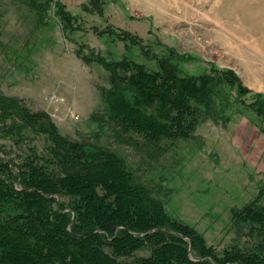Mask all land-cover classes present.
<instances>
[{
  "label": "trees",
  "instance_id": "obj_1",
  "mask_svg": "<svg viewBox=\"0 0 264 264\" xmlns=\"http://www.w3.org/2000/svg\"><path fill=\"white\" fill-rule=\"evenodd\" d=\"M10 1L33 10L40 29L49 26L55 9L62 32L84 30L60 0ZM99 1L91 6L102 17L106 2L99 8ZM108 32L106 53L84 56L78 48L77 55L108 74L90 121L97 140L110 131V143L70 139L40 121L41 113L0 94V139L18 147L13 154L0 147V264H264V185L251 202L232 210L235 239L220 251L171 216L160 187L114 148L133 145L153 159L169 142L195 139L203 123L225 126L233 108L262 120L256 101L264 107V98L245 104L244 95L253 93L232 70L187 75L175 48L163 45L157 54L136 34L115 38ZM114 39L124 45L121 54ZM143 56L159 68L149 69L138 60ZM32 134L45 135L44 150L27 147Z\"/></svg>",
  "mask_w": 264,
  "mask_h": 264
},
{
  "label": "rangeland",
  "instance_id": "obj_2",
  "mask_svg": "<svg viewBox=\"0 0 264 264\" xmlns=\"http://www.w3.org/2000/svg\"><path fill=\"white\" fill-rule=\"evenodd\" d=\"M103 2L100 17L91 0H60L84 26L83 32L70 34L60 30L54 8L49 26L40 29L33 10L0 1V94L41 113L40 121L56 125L70 139L110 143V131L97 140L98 128L90 121L101 105L108 74L102 66L84 62L77 49L84 56L104 54L109 43L105 31L115 38L128 31L157 54L163 45L178 50L184 74L232 70L253 93L244 95L245 104L264 98V0H100L99 8ZM114 40L121 54L124 45ZM146 57L138 60L157 70L159 65ZM256 104L262 120L233 108L225 126L203 123L195 139L169 142L153 152V159L133 145L114 146L130 167L147 174L143 179L160 187L171 216L203 233L220 251L235 239L232 210L251 202L264 185V107ZM253 130L260 135L253 137ZM38 136L32 134L27 147L44 150L45 135ZM0 147L7 154L18 148L1 139Z\"/></svg>",
  "mask_w": 264,
  "mask_h": 264
},
{
  "label": "crops",
  "instance_id": "obj_3",
  "mask_svg": "<svg viewBox=\"0 0 264 264\" xmlns=\"http://www.w3.org/2000/svg\"><path fill=\"white\" fill-rule=\"evenodd\" d=\"M245 122H247V121H245ZM242 127H243V126H242ZM247 127H248V126L243 127L242 130H247ZM252 134H253V137H255V136H257V135L259 134V131H258V130H253V131H252ZM259 135H260V134H259ZM261 138H262V137H261ZM261 138H260V139H261ZM237 143L239 144V143H241V142L238 141ZM239 145L241 146V144H239Z\"/></svg>",
  "mask_w": 264,
  "mask_h": 264
}]
</instances>
